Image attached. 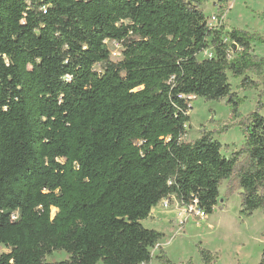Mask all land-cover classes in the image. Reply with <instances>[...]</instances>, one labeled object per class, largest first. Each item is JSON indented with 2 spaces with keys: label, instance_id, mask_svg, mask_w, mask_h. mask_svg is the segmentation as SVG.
<instances>
[{
  "label": "trees",
  "instance_id": "trees-1",
  "mask_svg": "<svg viewBox=\"0 0 264 264\" xmlns=\"http://www.w3.org/2000/svg\"><path fill=\"white\" fill-rule=\"evenodd\" d=\"M207 2L0 0V264H148L164 237L142 224L152 209L173 198L209 216L224 181L243 215L264 210L260 106L228 157L211 132L185 140L188 97L236 119L229 77L264 96V36L211 26Z\"/></svg>",
  "mask_w": 264,
  "mask_h": 264
},
{
  "label": "rangeland",
  "instance_id": "rangeland-1",
  "mask_svg": "<svg viewBox=\"0 0 264 264\" xmlns=\"http://www.w3.org/2000/svg\"><path fill=\"white\" fill-rule=\"evenodd\" d=\"M211 26L225 31L239 29L251 34L264 36V0H208L202 8ZM112 61L120 59L121 47L108 42ZM210 49L198 56L201 60L209 55ZM252 55L263 58L264 44H254ZM100 70L101 65H95ZM256 81L254 76H250ZM242 78L229 77L231 92L242 99L234 119L226 100L205 101L202 98L191 100L189 131L186 141H195L203 132L213 133L214 139L222 145V154L230 156L244 144L245 135L239 122L261 107L264 117V96L261 86L257 89L241 87ZM259 84V82H257ZM226 131H221L224 127ZM224 181L219 189V202L214 212L206 217H194L184 208L174 205L171 199L168 208L162 202L154 209V215L142 222L143 226L164 234L158 244L150 249L152 260L148 264H165L156 257L163 254L170 264H204L201 252L208 251L213 256L211 264H258L264 251V210H257L251 216L241 213V190L235 191L226 199ZM174 205V206H173ZM55 210H53V213ZM8 250L1 246L0 254ZM64 252H53L46 256V262L66 260Z\"/></svg>",
  "mask_w": 264,
  "mask_h": 264
},
{
  "label": "built area",
  "instance_id": "built-area-1",
  "mask_svg": "<svg viewBox=\"0 0 264 264\" xmlns=\"http://www.w3.org/2000/svg\"><path fill=\"white\" fill-rule=\"evenodd\" d=\"M114 43V42H113ZM194 97H188V99L189 100H192ZM171 199H173V198H171ZM170 199V200H171ZM170 200H163L162 201V206L164 207V208H168V202L167 201H170ZM179 206V205H178ZM182 208H184V207H182ZM185 209V211H187L188 213H190V215H192V216H194V217H197V218H200V217H203V215H202V213L198 210V209H196L195 207H189V208H184Z\"/></svg>",
  "mask_w": 264,
  "mask_h": 264
},
{
  "label": "crops",
  "instance_id": "crops-1",
  "mask_svg": "<svg viewBox=\"0 0 264 264\" xmlns=\"http://www.w3.org/2000/svg\"><path fill=\"white\" fill-rule=\"evenodd\" d=\"M172 200L175 202L174 205H177V206H178V203H177L174 199H172ZM174 205H173V206H174ZM156 208H157V206H156L155 208L152 209L151 214H150V217H151L152 214L154 215L153 212H154V209H156ZM150 217H149V218H150Z\"/></svg>",
  "mask_w": 264,
  "mask_h": 264
}]
</instances>
